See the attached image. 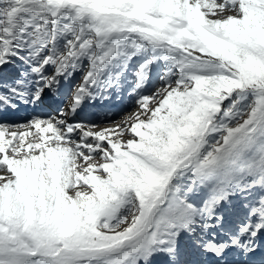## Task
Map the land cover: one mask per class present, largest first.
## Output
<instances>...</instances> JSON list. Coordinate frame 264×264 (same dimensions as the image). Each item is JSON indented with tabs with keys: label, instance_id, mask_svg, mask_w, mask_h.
<instances>
[{
	"label": "snow or ice",
	"instance_id": "obj_1",
	"mask_svg": "<svg viewBox=\"0 0 264 264\" xmlns=\"http://www.w3.org/2000/svg\"><path fill=\"white\" fill-rule=\"evenodd\" d=\"M0 264H264V0H0Z\"/></svg>",
	"mask_w": 264,
	"mask_h": 264
},
{
	"label": "rangeland",
	"instance_id": "obj_2",
	"mask_svg": "<svg viewBox=\"0 0 264 264\" xmlns=\"http://www.w3.org/2000/svg\"><path fill=\"white\" fill-rule=\"evenodd\" d=\"M217 2H220V0H217ZM131 114H132V113H131ZM131 114H129V115H131ZM129 115H127L125 118H123V119H121V120H125V119H127ZM103 126L106 127V126H108V125H103Z\"/></svg>",
	"mask_w": 264,
	"mask_h": 264
}]
</instances>
